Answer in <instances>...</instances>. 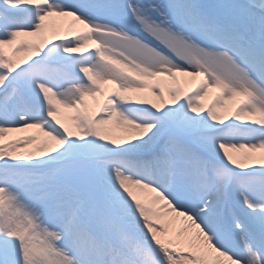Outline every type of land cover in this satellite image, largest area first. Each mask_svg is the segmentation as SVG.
Masks as SVG:
<instances>
[{
	"label": "snow or ice",
	"instance_id": "snow-or-ice-1",
	"mask_svg": "<svg viewBox=\"0 0 264 264\" xmlns=\"http://www.w3.org/2000/svg\"><path fill=\"white\" fill-rule=\"evenodd\" d=\"M0 264H264V0H0Z\"/></svg>",
	"mask_w": 264,
	"mask_h": 264
},
{
	"label": "bare ground",
	"instance_id": "bare-ground-1",
	"mask_svg": "<svg viewBox=\"0 0 264 264\" xmlns=\"http://www.w3.org/2000/svg\"><path fill=\"white\" fill-rule=\"evenodd\" d=\"M58 23H60V21H57ZM23 55V53L21 54ZM65 111H71V110H65ZM29 131H38V130H29ZM11 136H17V135H21V134H16V133H13V134H10ZM179 225H177L178 227Z\"/></svg>",
	"mask_w": 264,
	"mask_h": 264
}]
</instances>
